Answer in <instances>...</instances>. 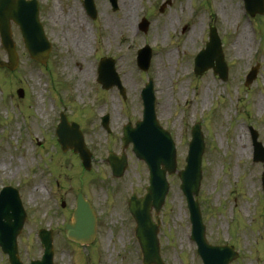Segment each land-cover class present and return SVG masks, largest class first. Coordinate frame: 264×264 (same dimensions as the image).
Instances as JSON below:
<instances>
[{"label": "rangeland", "instance_id": "374dc122", "mask_svg": "<svg viewBox=\"0 0 264 264\" xmlns=\"http://www.w3.org/2000/svg\"><path fill=\"white\" fill-rule=\"evenodd\" d=\"M37 1L46 37L52 43L46 67L28 57L20 33L12 25L19 66L12 73L0 70V187H17L27 212L17 239L22 262L40 258L37 232L52 229L54 264H142L127 201L133 192L138 196L145 193L146 166L128 146L127 169L114 179L105 159L109 152L120 154L122 126L141 119L140 92L150 78L157 120L175 143L178 170L185 165L192 125H201L202 179L195 198L207 242L232 245L238 257L231 264H264L263 168L252 162L249 132L252 127L264 146V16L249 18L242 0H132L130 23L125 26L120 0L117 11L111 10L108 0H94L95 20L86 16L80 0ZM144 15L149 21L146 33L136 30ZM210 25L221 39L228 69L225 81L211 70L193 74V59L207 41ZM243 28L248 38L241 52L235 43ZM193 30L195 36L190 39ZM83 34L87 38L85 54L75 50ZM144 45L152 51L147 72L136 66V52ZM102 57L116 60L124 100L116 89L104 91L96 82ZM4 60L0 46V61ZM256 65V79L245 87V76ZM157 66L168 69L166 95L157 85ZM87 67L91 76L77 90L76 73ZM20 88L23 98L16 94ZM62 112L82 130L92 154L90 171H83L78 156L62 152L56 143L55 126ZM106 114L108 132L100 124ZM239 129L244 131L249 152L237 160L233 151ZM167 180L169 190L156 217L160 219L161 258L164 264H201L196 246L189 240L191 225L180 181L175 175ZM78 192L97 214V235L90 247L70 245L63 232ZM0 264H8L1 251Z\"/></svg>", "mask_w": 264, "mask_h": 264}, {"label": "water", "instance_id": "95a60500", "mask_svg": "<svg viewBox=\"0 0 264 264\" xmlns=\"http://www.w3.org/2000/svg\"><path fill=\"white\" fill-rule=\"evenodd\" d=\"M84 3L87 11L93 16L95 10L92 0H84ZM111 3L116 7V0H111ZM244 3L251 16L264 14V0H244ZM11 23L18 26L29 56L37 62L46 64L50 45L44 37L43 29L38 20L36 1L0 0V40L8 56V62L0 63V67L15 70L18 65V56L11 37ZM146 25L147 23H144L143 29L146 28ZM149 58L147 49L141 51L139 60L141 68L147 69ZM195 65L196 74H201L208 68H212L214 74H217L222 80L226 79L227 70L223 62L220 40L214 29H212L210 41L206 48L198 54ZM99 75V82L103 88L108 89L117 86L121 94L124 93L115 73L113 61L102 60L99 66ZM255 76L256 69L254 68L247 77L246 84L251 83ZM19 94L22 96V91H19ZM142 97L144 104L143 121L137 122L135 128L127 125L124 128L123 141L125 147L132 143L133 153L138 159L145 161L149 169L150 180L143 197L137 198L136 195L131 197L129 212L136 223L135 235L142 251L143 264H163L157 239L159 221L156 224L152 221V209L155 210V215L159 213L168 191L166 173L174 174L176 172L175 149L169 133L164 131L156 121L155 98L151 81L143 89ZM198 129L197 125L192 131V141L186 159L187 166L184 170L178 171L177 176L181 181L180 188L186 197L190 212L192 239L197 244L198 254L203 263L229 264L235 258L232 248L211 246L206 242L199 206L194 200V196L198 193L201 178L200 162L203 150L202 137ZM56 134L62 150L66 151L70 148L74 153H78L83 167L89 169L91 156L84 146L78 126L69 125L66 118L62 116ZM255 149L256 158L264 162V150L258 144H255ZM107 162L114 177L123 175L126 168L124 153L121 157L111 154ZM25 219L26 216L17 193L5 189L0 195V247L4 253L8 254L10 264H22L18 257L16 237L21 232ZM95 230L96 217L94 211L83 196L79 194L72 219L65 226L66 237L73 242L87 245L93 242ZM39 237L44 253L40 261H32L30 264H53L52 233L40 231Z\"/></svg>", "mask_w": 264, "mask_h": 264}, {"label": "bare ground", "instance_id": "6f19581e", "mask_svg": "<svg viewBox=\"0 0 264 264\" xmlns=\"http://www.w3.org/2000/svg\"><path fill=\"white\" fill-rule=\"evenodd\" d=\"M131 2L132 0H120V6H121V10L123 12V22L125 26H128V23H130V13L132 10V6H131ZM54 19H59L58 16H55ZM107 25V24H106ZM168 27H164L163 28V32H167V29L172 26V23H170L169 25H167ZM79 28L80 29H84L86 31V27L84 26L83 23H79ZM86 35V34H85ZM195 36V32L194 30L191 32V38H194ZM83 39H80V41H78L75 44V50L76 52H80L81 54H85L86 51V45H87V38H84V34H83ZM247 32L246 30H244V28L241 30V32L239 33V36L236 40L235 43V48L237 49V51H243L244 48L247 45ZM167 62L170 63V59H168L167 56ZM168 70V69H167ZM167 70L163 71L159 66H157V85L159 87V89L161 90V94L166 95V73L168 72ZM76 75L78 76V80L79 82L76 85L77 90L82 87V81H88L89 77L91 76L90 74V69L87 67L86 69L82 70L81 73H76ZM165 107H166V103ZM164 110H161V115L163 114ZM249 150L248 144H246L245 142V134L244 131L242 129H239L238 132V136H237V140H236V146L234 148L233 154L236 157L237 160H239L241 157H243L245 152H249L247 151Z\"/></svg>", "mask_w": 264, "mask_h": 264}]
</instances>
